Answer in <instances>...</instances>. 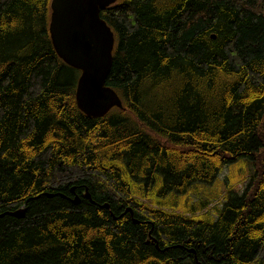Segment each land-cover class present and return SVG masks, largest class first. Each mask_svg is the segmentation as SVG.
<instances>
[{
	"label": "trees",
	"instance_id": "1",
	"mask_svg": "<svg viewBox=\"0 0 264 264\" xmlns=\"http://www.w3.org/2000/svg\"><path fill=\"white\" fill-rule=\"evenodd\" d=\"M100 15L122 107L93 117L51 43L50 0H0V264H264V0ZM247 156L246 188L202 211Z\"/></svg>",
	"mask_w": 264,
	"mask_h": 264
},
{
	"label": "water",
	"instance_id": "2",
	"mask_svg": "<svg viewBox=\"0 0 264 264\" xmlns=\"http://www.w3.org/2000/svg\"><path fill=\"white\" fill-rule=\"evenodd\" d=\"M114 1L50 0L48 31L51 43L65 63L79 70L75 101L80 110L93 117L107 113L114 106L122 107L119 94L106 83L113 58L114 34L100 15V9ZM83 192L94 201L87 186ZM79 198L75 193L72 200L78 202ZM101 205L109 207L106 201ZM23 209L20 206L11 213L21 214ZM126 211L132 215L131 207H125L121 214ZM133 220L137 221L135 217Z\"/></svg>",
	"mask_w": 264,
	"mask_h": 264
},
{
	"label": "rangeland",
	"instance_id": "3",
	"mask_svg": "<svg viewBox=\"0 0 264 264\" xmlns=\"http://www.w3.org/2000/svg\"><path fill=\"white\" fill-rule=\"evenodd\" d=\"M256 165L257 162L253 161V159L248 156L238 161L235 160L227 163L220 174L217 176V180L219 182V184L217 185V189L219 190V193H217V195L210 200V203L202 211L207 210L208 215L215 218L217 214L216 209L219 206H222L221 204L224 201L225 194L228 192V190L236 191L239 193L242 192L246 188L248 182L250 181V178L254 174ZM229 179H232V181H230ZM202 190L204 189L201 188V191ZM205 190H207V188H205ZM200 193L209 194L207 191H202ZM196 194V192H190L186 197L190 200H195L198 197V195ZM184 200L186 199H183L182 201ZM179 210H181L180 206L177 207V211Z\"/></svg>",
	"mask_w": 264,
	"mask_h": 264
},
{
	"label": "bare ground",
	"instance_id": "4",
	"mask_svg": "<svg viewBox=\"0 0 264 264\" xmlns=\"http://www.w3.org/2000/svg\"><path fill=\"white\" fill-rule=\"evenodd\" d=\"M117 92V91H116ZM120 96V95H119ZM124 106V105H123ZM111 111V110H110ZM132 209V208H131Z\"/></svg>",
	"mask_w": 264,
	"mask_h": 264
}]
</instances>
